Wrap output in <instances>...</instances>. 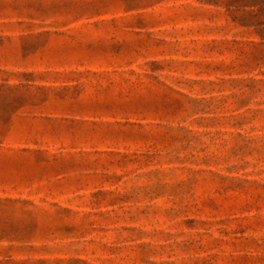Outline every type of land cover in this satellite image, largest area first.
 <instances>
[{
	"label": "rangeland",
	"instance_id": "rangeland-1",
	"mask_svg": "<svg viewBox=\"0 0 264 264\" xmlns=\"http://www.w3.org/2000/svg\"><path fill=\"white\" fill-rule=\"evenodd\" d=\"M261 7L0 0V264H264Z\"/></svg>",
	"mask_w": 264,
	"mask_h": 264
},
{
	"label": "trees",
	"instance_id": "trees-1",
	"mask_svg": "<svg viewBox=\"0 0 264 264\" xmlns=\"http://www.w3.org/2000/svg\"><path fill=\"white\" fill-rule=\"evenodd\" d=\"M259 4V3H258ZM254 6H257L255 3H249L248 5H242V6H240L239 8H242L241 10H244V8H253ZM263 9H264V7H261V8H257L256 10H255V12L256 13H258L259 15L263 12ZM248 27H253V28H258V26L261 28V29H259V30H263L264 28L263 27H261V26H264V22L262 21V22H256V23H254V24H248L247 25Z\"/></svg>",
	"mask_w": 264,
	"mask_h": 264
}]
</instances>
